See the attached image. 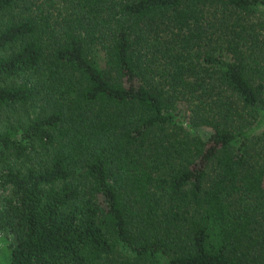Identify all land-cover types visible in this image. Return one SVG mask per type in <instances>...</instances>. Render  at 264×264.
Here are the masks:
<instances>
[{
	"label": "trees",
	"instance_id": "16d2710c",
	"mask_svg": "<svg viewBox=\"0 0 264 264\" xmlns=\"http://www.w3.org/2000/svg\"><path fill=\"white\" fill-rule=\"evenodd\" d=\"M0 264H264V0H0Z\"/></svg>",
	"mask_w": 264,
	"mask_h": 264
},
{
	"label": "rangeland",
	"instance_id": "374dc122",
	"mask_svg": "<svg viewBox=\"0 0 264 264\" xmlns=\"http://www.w3.org/2000/svg\"><path fill=\"white\" fill-rule=\"evenodd\" d=\"M0 236H1V234H0ZM2 246H3L2 237H0V249H2Z\"/></svg>",
	"mask_w": 264,
	"mask_h": 264
}]
</instances>
